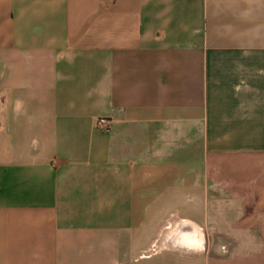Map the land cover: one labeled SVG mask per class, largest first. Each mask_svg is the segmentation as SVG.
I'll return each instance as SVG.
<instances>
[{"label": "crops", "instance_id": "0c3cea01", "mask_svg": "<svg viewBox=\"0 0 264 264\" xmlns=\"http://www.w3.org/2000/svg\"><path fill=\"white\" fill-rule=\"evenodd\" d=\"M0 264H264V0H0Z\"/></svg>", "mask_w": 264, "mask_h": 264}, {"label": "bare ground", "instance_id": "6f19581e", "mask_svg": "<svg viewBox=\"0 0 264 264\" xmlns=\"http://www.w3.org/2000/svg\"><path fill=\"white\" fill-rule=\"evenodd\" d=\"M177 232H182V228H178L175 231ZM174 236V235H172ZM191 236L193 237V241L191 240ZM178 238V237H177ZM176 237L173 240H170L173 245H178V246H187V247H196V246H202V238L200 235V231L196 226H192L190 229V234L189 235H181L178 239ZM179 241V242H178ZM178 242V243H176Z\"/></svg>", "mask_w": 264, "mask_h": 264}, {"label": "rangeland", "instance_id": "374dc122", "mask_svg": "<svg viewBox=\"0 0 264 264\" xmlns=\"http://www.w3.org/2000/svg\"><path fill=\"white\" fill-rule=\"evenodd\" d=\"M197 226V225H196ZM178 228H182L181 227V225H178V226H176V227H174L173 229H170L169 228V230H170V232H169V235H171V233H173L174 231H176V229H178ZM197 228L199 229V231H200V235H201V238H202V230H201V228L199 227V226H197ZM168 232V231H167ZM204 244V240H203V238H202V245ZM172 248V247H176V248H178V247H180V246H178V245H173L172 243H171V241H170V239H163V240H158V241H154L153 242V244L147 249V251H146V253H149V252H155V251H158V250H160V249H162V248ZM184 248H179V249H189V247H187V246H183ZM190 249L192 250V249H195V250H198V251H201V249H202V246H196V247H190Z\"/></svg>", "mask_w": 264, "mask_h": 264}, {"label": "built area", "instance_id": "2783aa9c", "mask_svg": "<svg viewBox=\"0 0 264 264\" xmlns=\"http://www.w3.org/2000/svg\"><path fill=\"white\" fill-rule=\"evenodd\" d=\"M98 127H100L101 129H107L109 124H110V119L107 116L101 115L97 118L96 121Z\"/></svg>", "mask_w": 264, "mask_h": 264}]
</instances>
